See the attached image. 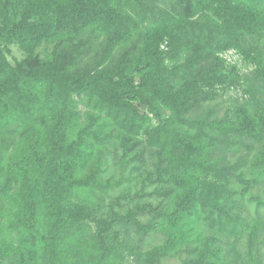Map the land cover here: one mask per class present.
<instances>
[{
  "label": "trees",
  "instance_id": "obj_1",
  "mask_svg": "<svg viewBox=\"0 0 264 264\" xmlns=\"http://www.w3.org/2000/svg\"><path fill=\"white\" fill-rule=\"evenodd\" d=\"M93 32L103 39L81 64ZM13 45L24 56L12 62ZM231 49L264 60V0H0V264H128L108 240L115 226L135 243L167 235L133 247L136 264L178 247L184 264H262L240 243L244 226L251 244L264 232L252 193L264 191V110L210 103L235 81L220 57ZM253 82L264 90V66ZM110 146L153 170L92 231L84 220L120 182L102 179ZM146 181L161 203L116 209Z\"/></svg>",
  "mask_w": 264,
  "mask_h": 264
},
{
  "label": "rangeland",
  "instance_id": "obj_2",
  "mask_svg": "<svg viewBox=\"0 0 264 264\" xmlns=\"http://www.w3.org/2000/svg\"><path fill=\"white\" fill-rule=\"evenodd\" d=\"M103 35L94 33L91 36L88 44L83 46L79 51L84 52L88 50L86 53L84 52L78 57V61L81 64H85L88 60L92 58L95 54V49L100 41H102ZM55 40H47L44 41L37 49L38 53H40L43 57L50 53L52 48L55 45ZM68 45H72L69 41ZM12 53L10 54V59L13 62L15 58L21 59L24 56L23 51H21L16 45L12 47ZM225 66L228 70H235L234 78L235 81L223 86H218L215 88L217 92V97L214 101L210 103L220 104V114H223L227 109L232 111L236 109L239 105H248L253 113H256L258 110H264V90L257 87V85L253 82L254 74L257 72L258 68L262 65L264 66V60L262 62H258L246 57L242 52L231 49L220 54ZM254 84V85H253ZM84 110H86V106L84 101L80 100L77 104L76 112L80 113V117L77 119V122L81 124V117L84 114ZM83 120V118H82ZM111 147V146H110ZM114 147V148H113ZM110 148V151L106 154L105 157V170L102 174V179L112 178L115 180H120L117 185H114L111 188L107 195H102L101 199L98 200V206L95 209V213L92 216V220L85 221L84 223H88L91 226L92 231L98 228V221L104 220L108 216L109 203L111 200H114L120 197L123 193L129 192L132 195H137V193L143 187L142 178L147 174L148 171L153 170L152 161L149 164H141L138 161H133L132 157L134 155V151L129 152L126 156L123 155V150L120 147L113 146ZM3 179L0 180V185L3 184ZM162 186H157V183H151L146 181L144 188V195L136 196V199L132 202L129 200H125L122 202V206H116V209L122 212H126L129 208H134L136 205H140L142 203H150L153 206L161 203L164 198L162 195H158L156 192L158 189H162ZM252 193H257L260 197H264L263 187L261 188H253ZM239 207L241 211L249 217L252 214L251 206L248 207L245 200L239 199ZM147 216L143 217V221L147 220ZM115 233L108 234L109 242L111 244L115 243L116 249L122 252V260L128 264H136L137 263V253L132 251L137 247L140 253H146L155 246L162 245L165 243L167 235L163 230L156 229L147 239L143 242L135 243L131 239H138L137 237H128L123 228L114 227ZM249 228L244 226L243 230V239L244 244L240 243L242 248L243 256L242 259H245L244 253L249 249V247H253L255 253L257 254L260 262L264 264V232L261 233L258 239L259 242L263 241L262 244L257 242H253L252 244L248 240ZM2 231L0 233L3 234ZM5 234V233H4ZM8 237L10 239L15 240L16 233H9ZM117 237V238H115ZM225 239V237H224ZM137 241V240H136ZM237 241V237L233 236L232 238L226 237V243ZM260 244V245H259ZM185 257V253L181 250V248H175L169 251L165 256L162 257L160 264H184L183 258Z\"/></svg>",
  "mask_w": 264,
  "mask_h": 264
}]
</instances>
